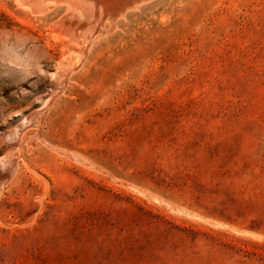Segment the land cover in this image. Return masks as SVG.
I'll list each match as a JSON object with an SVG mask.
<instances>
[{
    "label": "rangeland",
    "instance_id": "1",
    "mask_svg": "<svg viewBox=\"0 0 264 264\" xmlns=\"http://www.w3.org/2000/svg\"><path fill=\"white\" fill-rule=\"evenodd\" d=\"M142 2L0 0V264H264V0Z\"/></svg>",
    "mask_w": 264,
    "mask_h": 264
},
{
    "label": "bare ground",
    "instance_id": "2",
    "mask_svg": "<svg viewBox=\"0 0 264 264\" xmlns=\"http://www.w3.org/2000/svg\"><path fill=\"white\" fill-rule=\"evenodd\" d=\"M13 1L20 7H23L26 10H28L32 14L44 13L47 10L57 5H65V7H67L66 13L70 14L71 16L66 19L65 18L61 20L59 19L60 21L54 22L55 24L53 26L56 34L68 33V35L70 36V37L68 36L69 40H73V38L76 39L75 36H77L78 31L84 28L87 25V23H90V22L87 23L82 22L83 20H92V22L95 23V21L98 19L99 22L98 26H96L95 29L92 30L93 32L88 31L89 33H87V36L84 37L87 43H89L94 36H96L97 34L99 35L101 33L103 27L100 28L99 25H101V23L104 20L107 21L109 25H111V30H112V27H114L115 20L117 19L118 16L124 14L123 12L126 11L128 8L131 7L137 8L141 4L140 2L142 1L145 2V0H13ZM88 26L89 25H87V28ZM105 29H107V27Z\"/></svg>",
    "mask_w": 264,
    "mask_h": 264
}]
</instances>
